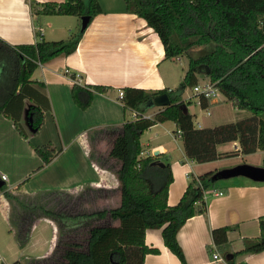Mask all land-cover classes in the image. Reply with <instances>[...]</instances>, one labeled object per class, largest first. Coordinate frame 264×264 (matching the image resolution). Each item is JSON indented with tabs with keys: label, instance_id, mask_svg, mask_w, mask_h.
<instances>
[{
	"label": "trees",
	"instance_id": "obj_1",
	"mask_svg": "<svg viewBox=\"0 0 264 264\" xmlns=\"http://www.w3.org/2000/svg\"><path fill=\"white\" fill-rule=\"evenodd\" d=\"M124 2L126 12L145 19L147 25L159 35L165 49L164 59L181 58L196 45L213 43L214 46L197 57L189 56L184 82L176 90H146L130 86L122 89L125 122L107 129L114 134L108 158H114L119 163L114 173L119 181L120 198L117 205L84 216L109 218L111 221L109 224L88 228L85 247L88 264H144L147 254L159 252L158 248L146 244V231L153 228H162L165 245L183 264H187L177 234L189 218L206 214L208 206L205 193L220 180L214 179L218 171L193 176L180 201L171 206L168 203L169 187L174 180L171 163L162 153L142 156L141 137L151 126L172 121L176 124V133L181 132L187 156L198 162L219 158L217 145L224 142L238 140L243 153L264 150V0ZM30 6L33 14L39 17L86 16L87 26L103 12L99 0H33ZM84 30L66 40L42 38L35 44L11 45L0 38V95L10 93L9 100L0 105V112L14 119L21 135L27 137L20 123V115L11 113V98L22 101L25 96L21 91L16 94L18 88L29 85L40 64L58 55L74 52ZM202 67L206 68L203 75L216 84L226 99L233 101L239 109L251 112L249 117L214 127L200 128L195 125L194 114L186 108L182 94L186 86L194 87L199 83ZM108 88L107 85L83 86L75 83L72 86V97L80 108L87 109L96 92H105ZM163 93L170 96V105L161 107L153 116L148 117L146 111L155 106L154 99ZM45 100L44 107L32 105L29 108L33 134L41 130L45 122L44 110L50 108L46 96ZM210 102L209 99H203L202 107L210 106ZM35 150L43 160L41 167L59 154V150L51 143L35 146ZM159 161L164 162V165L159 164ZM0 190L4 191L10 202V231L14 232L21 247L28 242L35 221L47 217L59 227L57 246L62 247V253L57 264H78L84 245L61 239L64 234L63 223L67 219L80 221L83 217L82 214L66 216V212L61 210L66 209L71 194L60 190L42 196L40 193L15 194L8 191L6 185H2ZM58 207L61 209L57 210ZM230 228L223 226L212 229L214 243L225 251L228 249ZM260 229V236L248 240L243 252L257 253L264 250V216L260 218ZM51 255L38 261L47 264ZM235 257L236 253L233 252L228 259L229 264H235ZM12 264H20V261Z\"/></svg>",
	"mask_w": 264,
	"mask_h": 264
},
{
	"label": "crops",
	"instance_id": "obj_2",
	"mask_svg": "<svg viewBox=\"0 0 264 264\" xmlns=\"http://www.w3.org/2000/svg\"><path fill=\"white\" fill-rule=\"evenodd\" d=\"M32 1L0 0L1 39L11 45L35 44L42 38L66 40L77 34L76 31L82 30L83 17H39L31 10ZM164 56L162 40L147 25L145 19L126 12L125 6L103 10L86 27L74 52L58 55L40 64L29 85L18 88L16 92L17 94L21 91L25 98L22 101L11 98V113L20 115V123L27 137L17 130L13 118L0 112V183L6 185L8 191L26 195L60 190L73 196L87 188L117 189L119 181L114 171L119 163L114 158H108L107 143L114 134L107 129L125 122L119 91L127 86L146 90L178 89L184 74H177L173 67L165 68L163 64L168 60L171 62L181 58L164 59ZM1 68L0 66V75ZM186 71L187 69L185 74ZM75 83L83 86L107 85L109 88L105 92H96L92 104L87 109H82L72 97V86ZM9 94L5 92L0 95V105L9 100ZM45 96L50 108L44 110L45 122L41 130L38 134H33L29 108L32 105L44 107ZM183 100L185 101L184 98ZM212 105L211 103L210 106ZM210 106L205 108L207 115H212ZM158 108L155 105L145 114L151 117L160 109ZM244 112L245 110H241V113ZM249 116H242L238 120ZM222 118L220 115L212 123L202 124L198 121L195 125L201 128L228 123L221 120ZM163 128L169 136H162ZM175 130L176 124L166 121L151 126L141 137L142 156L162 153L171 163L174 177L168 193V203L171 206L180 201L193 176L245 163L264 166V150L243 153L238 140L218 144L219 158L198 162L187 156L180 134H173ZM48 143L55 146L59 154L49 164L41 167L43 160L37 154L35 146ZM236 143L240 144V150H236ZM254 156H259L261 160L258 163L251 162L249 159ZM49 168L58 169L48 176L49 184L38 187L33 184V178L40 171ZM32 171L34 177L31 176ZM3 174L6 179L1 178ZM205 199L208 206L206 214L189 218L177 234L187 264H229L228 259L233 252L236 253L235 264H264V250L257 253L243 252L247 241L258 238L261 234L264 182L245 176L220 179L206 191ZM10 213V202L4 191L0 190V264H12L7 255H14L17 253L16 248L21 247L14 232L10 231ZM42 222L53 227L52 237L50 236V240L38 237L42 240L38 249L43 252L37 256V261H32L33 264H43L38 261L39 257L52 254L59 232L54 220L42 217L35 221L33 233ZM223 226L231 227L228 231L227 251L216 245L212 238V229ZM146 244L158 248L159 252L147 254L144 264H183L165 245L162 228L147 229ZM217 252L223 260L214 258ZM20 264L29 263L20 261Z\"/></svg>",
	"mask_w": 264,
	"mask_h": 264
},
{
	"label": "rangeland",
	"instance_id": "obj_3",
	"mask_svg": "<svg viewBox=\"0 0 264 264\" xmlns=\"http://www.w3.org/2000/svg\"><path fill=\"white\" fill-rule=\"evenodd\" d=\"M99 3L103 8V10L120 9L125 6L124 0H99ZM76 33H78V31H76ZM213 46H214L213 43L193 46L188 50V53L184 54L181 57V59L171 62L168 60L163 64L165 65V68L167 66L173 67L177 74H184L181 82L178 84V88H180L181 83L184 82V77H185L184 72L186 69H188L189 56L197 57L203 53L210 51L213 48ZM205 70L206 68L202 67L201 72L199 74L201 80L199 82H202L201 84L207 83L209 81V79L206 78L205 75H203V71ZM183 98L185 99L186 108L191 113L193 114L196 113V115L194 114V121L196 125L198 121H200L202 124L212 123L214 122L213 120L215 118H219L220 115L223 116L221 120H224L226 122H233L238 120L242 116L251 115V112L248 110H245L244 113H241V109H239L233 101H229L228 99H226V97L222 93L214 98L215 101L211 102L213 105L210 106L211 108L209 107V110L211 111L212 115H207L206 109L202 108L196 103L197 100L196 97L193 95V87L186 86ZM161 131L163 132L162 136H169L166 129L163 128ZM173 134L179 135L180 133L174 132ZM113 137L114 135L109 139V143H107L109 147ZM259 159L261 160L259 156H254L252 157V159L250 158L249 160H252L251 162L258 163ZM256 166H262V165H256ZM53 170L56 172L58 169L49 168L47 170L44 169L40 171L38 173V176L36 178H33L32 180L33 184H36L37 187L40 185L49 184L48 176ZM34 175L35 174H33L32 171L31 176L34 177ZM49 178H51V176ZM51 192L52 191H50V193ZM40 194L41 196L44 195L43 192H41ZM33 198L37 199L36 197ZM119 198H120L119 187L115 190L113 189L97 190L95 188H87L83 192L73 195L72 198H69L68 199L69 201H67L66 209L65 208L61 209L60 207L57 208V210L61 209L64 213L66 212L65 213L66 216H78L77 214H82L81 216H83L80 219V221L78 219L72 221L67 219L66 223L65 224L63 223L64 234L61 238L67 242L77 241L82 245H84V247L80 251V258L78 264H88L87 252L85 250L88 239V234H87L88 228L91 227L92 225H105L111 222L109 218H104V219H100L97 217L85 218L84 216L117 205L119 203ZM45 224L46 222H42V224L39 226L37 231H34V233L31 232L28 242L23 247L16 248L17 253L15 254L17 255L15 254L10 256L7 255V259L12 263L15 261H23L25 263L27 262L30 264L32 261H37L38 258L37 256L43 252L42 249H38V246L40 245L39 243L40 241H42L40 238L44 237L45 240L48 239L50 240V236L52 237L53 227L50 225L46 226ZM59 236L60 233L58 232L56 236L55 248L53 249L51 255V260H49L50 262H48L47 264H57V262L61 260L62 247L57 246L60 238ZM38 237L40 238L38 239ZM32 258H34V260H32ZM39 259L41 260L42 258L39 257ZM31 264H33V262Z\"/></svg>",
	"mask_w": 264,
	"mask_h": 264
},
{
	"label": "water",
	"instance_id": "obj_4",
	"mask_svg": "<svg viewBox=\"0 0 264 264\" xmlns=\"http://www.w3.org/2000/svg\"><path fill=\"white\" fill-rule=\"evenodd\" d=\"M83 27L84 30L88 24V17L84 16L83 18ZM155 105L158 107H165L170 105L171 98L167 93H163L157 96L154 99ZM161 165H164V162H158ZM236 176H245L255 181H262L264 182V166H256L252 164H240L232 168H226L223 170L218 171V173L214 176L215 180L218 179H228ZM3 184L0 183V187Z\"/></svg>",
	"mask_w": 264,
	"mask_h": 264
},
{
	"label": "built area",
	"instance_id": "obj_5",
	"mask_svg": "<svg viewBox=\"0 0 264 264\" xmlns=\"http://www.w3.org/2000/svg\"><path fill=\"white\" fill-rule=\"evenodd\" d=\"M76 78V77H75ZM220 90L216 86L215 83L207 82V83H198L193 87V95L196 97V102L202 106L203 99H209L211 102L214 100L215 97H217L220 94ZM124 95L123 90L119 91V96L122 98ZM181 133L180 131H178ZM236 150H240V144H235ZM2 179H6V175L1 176ZM214 258L218 260H223V257L217 252L214 254Z\"/></svg>",
	"mask_w": 264,
	"mask_h": 264
}]
</instances>
